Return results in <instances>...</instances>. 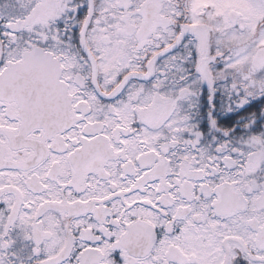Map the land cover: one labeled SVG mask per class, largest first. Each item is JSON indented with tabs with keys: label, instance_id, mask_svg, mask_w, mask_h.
<instances>
[{
	"label": "snow or ice",
	"instance_id": "1",
	"mask_svg": "<svg viewBox=\"0 0 264 264\" xmlns=\"http://www.w3.org/2000/svg\"><path fill=\"white\" fill-rule=\"evenodd\" d=\"M0 264H264V0H0Z\"/></svg>",
	"mask_w": 264,
	"mask_h": 264
}]
</instances>
